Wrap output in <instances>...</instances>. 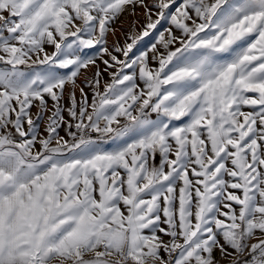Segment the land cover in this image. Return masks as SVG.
I'll use <instances>...</instances> for the list:
<instances>
[{
  "label": "snow or ice",
  "instance_id": "1",
  "mask_svg": "<svg viewBox=\"0 0 264 264\" xmlns=\"http://www.w3.org/2000/svg\"><path fill=\"white\" fill-rule=\"evenodd\" d=\"M222 261L264 264V0H0V264Z\"/></svg>",
  "mask_w": 264,
  "mask_h": 264
},
{
  "label": "rangeland",
  "instance_id": "2",
  "mask_svg": "<svg viewBox=\"0 0 264 264\" xmlns=\"http://www.w3.org/2000/svg\"><path fill=\"white\" fill-rule=\"evenodd\" d=\"M121 23H123L124 24V27H125V30L127 29V21L125 20V18L124 17H121V19L120 20H118L117 22H116V24L114 25V27H116L117 29H119L120 28V25H121ZM110 40L112 39V37H110L109 38ZM121 39H122V37H121ZM49 51H51V49H49ZM49 103L51 104V101H49ZM222 264H224V263H222Z\"/></svg>",
  "mask_w": 264,
  "mask_h": 264
},
{
  "label": "crops",
  "instance_id": "3",
  "mask_svg": "<svg viewBox=\"0 0 264 264\" xmlns=\"http://www.w3.org/2000/svg\"><path fill=\"white\" fill-rule=\"evenodd\" d=\"M33 112H35V109H33ZM61 134H63V133H61ZM222 263H224V262L222 261L221 264H222Z\"/></svg>",
  "mask_w": 264,
  "mask_h": 264
}]
</instances>
